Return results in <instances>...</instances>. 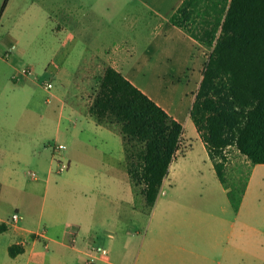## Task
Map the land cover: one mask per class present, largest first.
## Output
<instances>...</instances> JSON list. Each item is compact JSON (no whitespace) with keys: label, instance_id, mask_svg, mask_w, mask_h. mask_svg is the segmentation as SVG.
I'll use <instances>...</instances> for the list:
<instances>
[{"label":"crops","instance_id":"obj_1","mask_svg":"<svg viewBox=\"0 0 264 264\" xmlns=\"http://www.w3.org/2000/svg\"><path fill=\"white\" fill-rule=\"evenodd\" d=\"M26 1L22 16L55 18L50 31L54 33L56 50L49 64L54 68L55 79L52 89L44 88L38 82L39 77L45 78L36 73L38 64L21 48L19 36L11 35L10 48L0 55V264H127L134 257L137 264L140 256L143 257L141 264H238L247 254L252 256L238 245L229 244L234 233L213 236L217 242L214 251L207 250V235L202 234L156 235L153 241H166L167 249L146 245L147 240L142 239L136 256L128 251L130 235L141 224L145 200L136 205V200L143 195L137 197L138 192L130 181L121 136L98 125L85 113L91 84L80 95L71 90L80 77L84 58L74 57L69 50L88 49L92 42L104 48L112 25L111 16L99 15L87 0ZM138 1L152 8L148 13L153 18L160 19L154 29L155 37L134 62L132 70L126 71V64L136 54L134 51L131 54L115 51L105 54L103 59L183 124L181 116L186 117L187 110L148 93L137 82V72L144 62L162 87L169 76L174 77L172 73H185L188 78L197 74L193 87L177 85L171 90L178 91L192 104L206 63V49L170 23L171 15L184 0ZM10 2L7 0V7ZM33 37L26 43L28 48L33 46ZM129 42L132 44L126 37L121 47ZM137 46L138 42L134 41L129 48L133 50ZM41 47L40 50L47 46ZM181 61L184 68L177 71L175 65ZM167 63H170L169 71L162 69ZM96 65H91L90 72ZM24 68H31L33 75L23 76ZM91 77L85 79L91 80ZM41 90L47 94L46 98H42ZM184 140L185 137L183 149L187 147L183 145ZM55 144L67 146L61 156L69 167L62 177L56 173L52 148ZM255 166L251 165L252 172ZM171 168L150 215L155 213L161 192L171 181ZM31 172L37 177L32 178ZM252 172L248 174L236 214L244 206ZM12 205L20 215L19 225L8 223L11 215L7 209ZM126 210L129 220L124 216ZM111 223L115 224L117 234L107 229ZM190 242H197V245L193 243L194 249L189 247ZM11 246L22 251L12 257ZM100 249H105L107 254H101ZM254 257L262 255L256 253Z\"/></svg>","mask_w":264,"mask_h":264},{"label":"trees","instance_id":"obj_2","mask_svg":"<svg viewBox=\"0 0 264 264\" xmlns=\"http://www.w3.org/2000/svg\"><path fill=\"white\" fill-rule=\"evenodd\" d=\"M170 23L209 50L189 117L237 213L246 182L229 183L227 150L264 164V0H184ZM91 81L85 113L121 136L130 181L150 213L184 126L110 65ZM21 251L9 248L12 257Z\"/></svg>","mask_w":264,"mask_h":264},{"label":"rangeland","instance_id":"obj_3","mask_svg":"<svg viewBox=\"0 0 264 264\" xmlns=\"http://www.w3.org/2000/svg\"><path fill=\"white\" fill-rule=\"evenodd\" d=\"M43 1L51 2L50 0ZM87 1L90 2L91 9L98 12L99 15L108 13L111 16L110 20L112 21V25L108 29V37L104 40V48L98 46L100 43L92 42L88 49L71 48L69 50V53L74 55V57L77 55L84 58L79 70L80 77L75 80L74 86L71 88L75 95L83 94V91L86 92L89 84H94L91 81L93 76L102 71L108 63V61L103 59L105 54H113L115 51H125V53L131 54L134 51L136 54L126 64V71L132 70L134 68V62L141 57L152 38L155 37L154 29L160 21V19L153 18L148 13L152 8L144 4L143 1ZM5 2L6 0H0V14ZM25 3H28V1L11 0L9 7L6 6L2 12L0 19V55L5 49L10 48L11 35H17L21 39V48H24L30 54V58L38 64L36 73L45 76L47 81L54 82L55 75L53 76V73L55 71L49 64L54 59L56 50L54 48V33L50 31V27H54L55 18L53 16L49 18L44 15L24 17L22 13ZM32 35H34L33 46L28 48L26 43ZM126 37L132 41V44H134V41H137L138 46L131 50L129 47L132 44L129 42L127 46L124 45L122 48L121 43L123 40L126 41ZM42 45H46V49L40 50ZM204 51L207 60L209 50L206 49ZM95 64L97 65L90 72L89 68ZM175 68L177 71L184 68L182 61L177 62ZM162 69L169 71L170 63L163 64ZM172 74L174 77L169 76L163 82L164 86L162 87L154 78L153 72L150 71V68L144 62L141 65V71L137 72V82L148 93L154 97L157 96L158 98L165 99L170 105L183 108L184 111L187 110L188 115L186 117L181 116L183 121L182 125L184 126V137L186 138L183 145H187V147H185L186 149L184 148L185 150L181 148L176 160L173 162L170 175L171 181L163 188L155 213L150 215L146 212V209L144 210L140 226L137 225L133 234L130 235L132 240L128 251L136 256L140 249L138 242L142 239L147 240L146 245L153 244L157 245L161 250L167 249L166 241L155 242L153 239H155L156 235L167 236L176 234L207 235V250L214 251L217 242L213 236L234 233L233 239H229V244L238 245L240 249H245L253 254L252 256L247 254V257L243 261L240 260L238 264H264V261H258L261 258L264 259V165L255 166L252 172L251 164L247 162V159L243 155L238 153L234 148L227 150L229 163L227 165L226 176L229 183L244 179L247 185L248 174L249 172L253 173L244 206L241 212L236 214L229 204L225 189L216 176L208 152L200 141L192 120L189 117L192 106L191 102L186 101L178 91L171 92L177 85H182L188 89L193 87L196 83L197 74L189 78L184 75L185 73L179 75ZM89 75L92 76L91 80L85 79ZM176 78H179V80ZM53 82L52 84L54 85ZM40 92L42 98H46L47 94L45 91L41 90ZM66 172L60 174L61 177ZM60 175L57 174L58 177ZM137 194V197L142 196L140 190ZM140 198L136 200L137 206L140 204V200H144L143 197L142 199ZM7 211L12 215L15 211L14 206H10ZM124 216L128 220L130 219L128 210H126ZM123 218L125 219V217ZM107 229L111 234H117L118 232L113 223ZM235 235L239 237L237 236V239H235ZM193 243L197 245V242H190L189 247L191 249L195 248ZM145 250L146 247L142 249L143 252ZM256 253L261 254L262 257H254ZM142 259L143 257L140 256V261L137 264H141ZM127 264H136L135 257Z\"/></svg>","mask_w":264,"mask_h":264},{"label":"built area","instance_id":"obj_4","mask_svg":"<svg viewBox=\"0 0 264 264\" xmlns=\"http://www.w3.org/2000/svg\"><path fill=\"white\" fill-rule=\"evenodd\" d=\"M21 74L23 76H32L33 75V71L31 68H24L21 72ZM38 82L44 86V88L50 90L53 88V84L52 82L47 81L44 77H39L38 78ZM53 148V152H54V157H55V163H56V173L58 175L63 174L64 172H66L68 170V163H66L63 159V157L61 156L62 153L67 149V146L64 144H55L52 146ZM31 177L32 178H36L37 175L33 172H31ZM9 224L12 225H19L20 223V215L18 212H14L8 221ZM101 254L106 255L107 251L105 249H100L98 250Z\"/></svg>","mask_w":264,"mask_h":264}]
</instances>
